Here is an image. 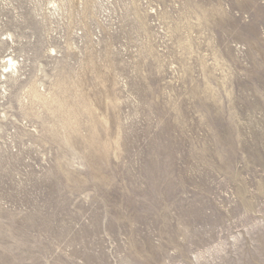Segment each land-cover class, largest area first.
<instances>
[{"label":"rangeland","instance_id":"obj_1","mask_svg":"<svg viewBox=\"0 0 264 264\" xmlns=\"http://www.w3.org/2000/svg\"><path fill=\"white\" fill-rule=\"evenodd\" d=\"M0 264H264V0H0Z\"/></svg>","mask_w":264,"mask_h":264}]
</instances>
